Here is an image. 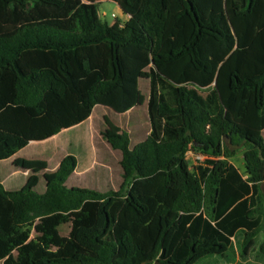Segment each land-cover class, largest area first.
I'll return each mask as SVG.
<instances>
[{"label":"trees","instance_id":"obj_1","mask_svg":"<svg viewBox=\"0 0 264 264\" xmlns=\"http://www.w3.org/2000/svg\"><path fill=\"white\" fill-rule=\"evenodd\" d=\"M103 1L130 16L126 34L103 20ZM98 108L123 170L106 193L67 184L95 164L85 126ZM55 139L80 159L54 169L25 157ZM232 148L245 149V173ZM190 151L207 156L194 171ZM6 163L2 264L249 256L264 232V0H0Z\"/></svg>","mask_w":264,"mask_h":264},{"label":"rangeland","instance_id":"obj_2","mask_svg":"<svg viewBox=\"0 0 264 264\" xmlns=\"http://www.w3.org/2000/svg\"><path fill=\"white\" fill-rule=\"evenodd\" d=\"M99 12L103 20L107 21L114 31L120 35H124L127 33L128 28L131 26V18L130 16L126 15L119 5L115 3L114 1H103L100 6H99ZM112 15H115L114 17ZM105 110L103 108H98L94 115L93 118L91 119L90 123L85 126V129L90 128V135L92 138V145L95 149L94 157L96 159V163L94 165V169L90 172L89 175L87 176H82L83 182H85V186L88 189H92L95 191H98L100 193H106L110 191H115L118 190L120 185L123 182V179H120L119 176V171L115 169L117 166L115 164L110 165L109 167L105 166L106 161L105 159L107 158V155L103 154H98L96 155V152H99L98 150L105 148L106 143L102 139L99 129H98V124H99V116L104 113ZM79 131L76 130L74 131V134H77ZM67 147L64 146V144L58 140H51L47 141L44 143H35L31 145L27 150H25L24 155L27 158H40L44 159L45 161L49 162L53 167L55 165H58L61 160L70 154H73L76 156L78 159L82 156V151L78 148L75 147V144L72 147H68V149L65 151ZM93 150V149H92ZM232 151L235 152V157L231 159L232 163H234L242 173H245V160H244V152L245 149H240V148H232ZM66 152H68L66 154ZM106 156V157H105ZM207 156L198 154L194 151H190L187 154V159L190 163V167L192 171H194L195 166H197L199 163L203 162ZM103 160V161H102ZM104 165V166H103ZM105 168L108 169L111 168V174L109 176L110 183L106 180L107 174H104L105 171L101 169ZM14 170L12 167V164L6 163L3 166H0V180L5 183L14 174ZM100 172V174H99ZM82 174V173H80ZM84 173L83 175H85ZM98 174L100 175V178L97 179ZM77 178H70L68 180V186L72 185L73 183L76 184V186L80 188H85L84 186L80 185L82 182L79 180L81 179L79 176H76ZM100 180V181H98ZM97 181L99 182V186H95L97 184ZM114 183V186L110 185L112 182ZM108 184H107V183ZM116 183V184H115ZM102 186H101V185ZM101 186V187H100ZM10 190L15 189V188H9ZM262 189L264 192V184L262 185ZM71 226L70 225H65L61 228V232L63 235H68L70 232ZM238 238H242V235H239ZM264 241V232H262L258 237H257V245L256 249L248 256V257H243L240 253V250L234 249L233 252H231L226 259H223L221 257H213L209 258L207 260H204L200 262L199 264H264V257L260 254L259 247L260 244ZM2 264V263H0Z\"/></svg>","mask_w":264,"mask_h":264},{"label":"crops","instance_id":"obj_3","mask_svg":"<svg viewBox=\"0 0 264 264\" xmlns=\"http://www.w3.org/2000/svg\"><path fill=\"white\" fill-rule=\"evenodd\" d=\"M106 143V142H105ZM106 147L105 148H103V149H100V150H98L99 152H96V155H98V154H103V155H107V158L105 159V161H106V164H105V166H107V167H109L110 165H113V164H117L119 167H120V169L118 168V166L115 168V169H113V170H116L117 168V170L120 172L119 173V176H120V179H123L122 178V175H123V170H122V168H121V166H120V164H119V162H120V160H121V153L120 152H118V151H114L111 147H110V145L109 144H107L106 143V145H105ZM92 148H93V152H95V149H94V147H93V145H92ZM67 149H65V151H66ZM68 152H66V154H67ZM70 154V153H69ZM67 156V155H66ZM106 157V156H105ZM103 161V160H102ZM95 163H96V159H95ZM113 163V164H112ZM59 165V164H58ZM58 165H55V167H53L54 169H56L57 167H58ZM95 165V164H94ZM94 165H93V167L92 168H90L89 170H87V171H85V172H76L74 175H73V177L72 178H77L76 176H79L81 179H79L82 183L80 184V185H82V186H84L85 188H86V184H85V182H83V179L84 178H82L81 177V175L82 176H87V175H89L90 174V172L94 169ZM104 166V165H103ZM102 170H104L105 171V173L104 174H107V178H106V180L108 181V183H110V179H109V176H110V174H111V171H109V170H112L111 168H109V170L108 169H105V168H102L101 169V171L100 172H102ZM112 170V171H113ZM100 172H99V174H100ZM80 173H82V174H80ZM84 173H86L85 175H83ZM98 174V177H97V179H99L100 178V175ZM112 175V174H111ZM101 179V178H100ZM98 181H100V180H98ZM97 181V184L95 185V186H99V182ZM112 182V181H111ZM107 183V182H106ZM107 183V184H108ZM116 184V183H115ZM76 186V184L75 183H73L72 185H70V186H68V187H71V186ZM101 185V184H100ZM110 185H112V186H114V183L112 182ZM102 186V185H101ZM100 186V187H101ZM121 186V185H120ZM78 187V186H77ZM120 188V187H119ZM93 189V188H92ZM116 191V190H115ZM235 249H237V248H235ZM234 251V250H233ZM233 251H231V252H233ZM230 252V253H231ZM229 253V254H230ZM248 257V256H247Z\"/></svg>","mask_w":264,"mask_h":264},{"label":"built area","instance_id":"obj_4","mask_svg":"<svg viewBox=\"0 0 264 264\" xmlns=\"http://www.w3.org/2000/svg\"><path fill=\"white\" fill-rule=\"evenodd\" d=\"M113 17L115 16V15H112Z\"/></svg>","mask_w":264,"mask_h":264}]
</instances>
